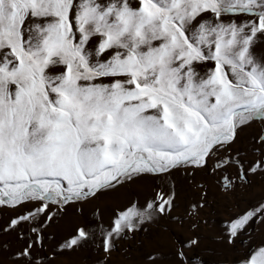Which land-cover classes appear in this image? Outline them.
Returning a JSON list of instances; mask_svg holds the SVG:
<instances>
[{
	"label": "snow or ice",
	"instance_id": "obj_1",
	"mask_svg": "<svg viewBox=\"0 0 264 264\" xmlns=\"http://www.w3.org/2000/svg\"><path fill=\"white\" fill-rule=\"evenodd\" d=\"M257 49L264 0H0V264H112L153 228L141 264H264ZM209 180L234 197L211 238Z\"/></svg>",
	"mask_w": 264,
	"mask_h": 264
},
{
	"label": "rangeland",
	"instance_id": "obj_2",
	"mask_svg": "<svg viewBox=\"0 0 264 264\" xmlns=\"http://www.w3.org/2000/svg\"><path fill=\"white\" fill-rule=\"evenodd\" d=\"M258 52L264 51V49H257ZM208 200L210 202L209 207H205L200 215L203 219L208 221V224L204 226L203 234L208 236L209 238L215 236L219 225L225 219L228 209L225 207L226 202L229 199H234V197H227L224 193H222L219 188L211 181L208 182ZM179 187V200L183 205L185 202H191L194 199L198 200L197 192L199 189L193 188L187 182L181 181L178 185ZM264 192V179L260 177H253V186L250 190V193H262ZM114 200H101L98 203L103 208L105 203H115ZM179 214H183V208L177 210ZM85 215L92 219V209L91 206L85 209ZM69 218L76 222H82V218L76 216L75 214H69ZM106 219V217H105ZM166 221H161V224H166ZM170 228L175 229L177 232H184L185 235H191L190 232L187 231V224L180 223H172L168 225ZM55 232V229L52 230ZM153 228L151 230L152 239L148 237H144V243L148 245L147 248H139L137 246V242L129 241L127 244H123L122 249L131 245L129 251L125 252L121 250L118 253H114L112 257V264H141L140 253L143 251H150L154 242H157L160 246V250L167 252L170 250L172 246V239L169 236V233L164 231H159ZM55 243V241H53ZM88 255V249H82L79 252L72 253L69 252L64 256L59 257L56 261V264H90V261H87L85 257ZM207 258V257H206Z\"/></svg>",
	"mask_w": 264,
	"mask_h": 264
}]
</instances>
